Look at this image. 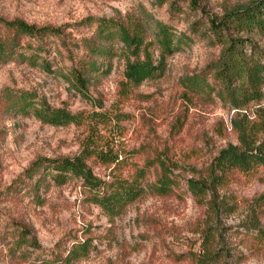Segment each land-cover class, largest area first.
Masks as SVG:
<instances>
[{
    "label": "rangeland",
    "instance_id": "1",
    "mask_svg": "<svg viewBox=\"0 0 264 264\" xmlns=\"http://www.w3.org/2000/svg\"><path fill=\"white\" fill-rule=\"evenodd\" d=\"M255 1L0 0V19L59 30L42 41L22 38L0 60V264H264V166L221 179L215 170L221 150L245 146L232 120L254 126L264 118V85L260 100L242 109L217 97L213 66L224 44L210 30L211 18ZM100 20L141 34L156 63L158 22L182 42L164 57L161 77L134 85L124 75L131 51L117 30L106 42L114 56L84 95L71 71L92 57L85 39H96ZM7 35L0 23V38ZM231 37L264 64V36ZM26 92L75 121L54 126L16 113ZM62 158L85 160L99 190L72 173L58 184L47 162L37 165ZM162 176L169 192L159 191ZM196 182L203 196L192 192ZM133 184L141 195L111 215L94 203L95 193ZM85 241L88 255L70 260Z\"/></svg>",
    "mask_w": 264,
    "mask_h": 264
},
{
    "label": "trees",
    "instance_id": "2",
    "mask_svg": "<svg viewBox=\"0 0 264 264\" xmlns=\"http://www.w3.org/2000/svg\"><path fill=\"white\" fill-rule=\"evenodd\" d=\"M262 11H264V0H256L248 6L227 13L220 21H216L214 18L210 19L211 33L220 43L224 44L222 56L213 66L214 79L221 86V90L217 92V97L221 101L228 102L234 109H242L249 103L260 100L262 96L259 91L260 86L264 85V64L255 56L256 52L252 46L249 48L251 52L248 53L243 48V44H240L239 40L235 41L231 34L246 33L264 36V13ZM0 23L4 25L8 33L6 37L0 38V60L7 58L14 49L19 48L22 38L42 41L50 33L56 35L59 33L57 29L46 26L38 27L21 19L10 21L0 19ZM117 30L125 48L131 51V55H126L124 75L134 85H140L144 81L161 77L164 72V57L173 53L182 42V38L177 37L170 26L158 22L154 32V40L160 49V58L156 63L147 47L149 44H144L145 39L141 34L128 30L123 24H113L109 20H100L96 29V39L93 41L85 39V45L92 57L82 64L79 63L80 66L73 67L71 71L70 82L73 88L80 93L87 95L86 89L92 74L98 73L114 56L115 52L110 49L112 46H108L106 42L113 39ZM186 44L183 42V45ZM141 53L143 58H141ZM102 58L105 59L104 62L101 61ZM42 65L44 69H50L46 60L43 61ZM199 83V80L195 82L197 85ZM16 104H14L16 113L33 115L46 124L59 126L75 121V116L70 112L51 108L46 103L38 102L31 93H22ZM232 125L238 132L242 145L245 146L241 148L230 144L219 152L215 163L217 168L215 170L221 174L220 176L216 175V178L219 179L230 170L248 172L254 166H264V138L260 144H257L258 135L264 134V118L254 126L245 123L244 120L236 119L232 120ZM45 162L48 163V168L55 171L52 175L58 184L64 183L67 174L72 173L76 177L82 178L87 186L98 190L100 188L85 160L81 158L42 160L37 162V165L43 166ZM215 170L212 171L215 173ZM212 171L211 176L213 177ZM158 183L159 191L169 192L171 190V180L168 177L162 176ZM190 188L194 195H204L203 185L200 183L196 182ZM141 191L143 190L136 187L135 184L131 187L120 186L109 195L102 196L95 193L94 203L111 215L122 203L136 200L141 195ZM87 247V241L77 244L76 248L70 251L69 259L87 256ZM80 249L83 250L82 254H77V250Z\"/></svg>",
    "mask_w": 264,
    "mask_h": 264
}]
</instances>
